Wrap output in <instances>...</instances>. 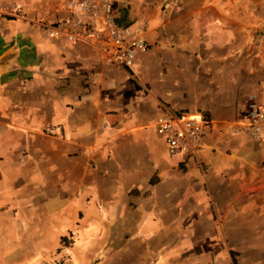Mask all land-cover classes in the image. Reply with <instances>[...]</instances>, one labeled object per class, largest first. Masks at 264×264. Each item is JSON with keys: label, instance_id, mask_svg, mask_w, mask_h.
<instances>
[{"label": "crops", "instance_id": "obj_1", "mask_svg": "<svg viewBox=\"0 0 264 264\" xmlns=\"http://www.w3.org/2000/svg\"><path fill=\"white\" fill-rule=\"evenodd\" d=\"M66 1L0 0V264H264V136L233 133L264 101V0H115L149 46L129 70L42 34ZM159 103L207 116L196 157Z\"/></svg>", "mask_w": 264, "mask_h": 264}, {"label": "built area", "instance_id": "obj_2", "mask_svg": "<svg viewBox=\"0 0 264 264\" xmlns=\"http://www.w3.org/2000/svg\"><path fill=\"white\" fill-rule=\"evenodd\" d=\"M12 8L18 10L16 6ZM116 17L113 0H67L63 16L39 25L46 38L85 43L104 63L129 70L137 55L149 46L138 26L119 24ZM247 99L245 121L233 133L241 132L249 139L258 140L264 136V101H256L253 94ZM159 107L154 126L168 153L196 157L209 121L207 116L198 111L176 110L164 103H159Z\"/></svg>", "mask_w": 264, "mask_h": 264}, {"label": "rangeland", "instance_id": "obj_3", "mask_svg": "<svg viewBox=\"0 0 264 264\" xmlns=\"http://www.w3.org/2000/svg\"><path fill=\"white\" fill-rule=\"evenodd\" d=\"M113 4H114V11H115V14L117 16V8H119V7H118V5H117V3H116L115 0H113ZM113 228L114 227H112V228L108 227L107 230H104L106 236L102 239L103 241L90 244V249L92 251L94 250V252H95V251H97L101 247V245L103 243H105V240L107 238H109V240H110V236L109 235L112 233V231H115V229H113ZM16 240L19 241L18 239H16ZM120 240H121V238L118 240V242H120ZM102 247H104V245ZM94 255H95L94 258L97 259L98 258L97 255L96 254H94ZM105 258H106V256H105Z\"/></svg>", "mask_w": 264, "mask_h": 264}, {"label": "trees", "instance_id": "obj_4", "mask_svg": "<svg viewBox=\"0 0 264 264\" xmlns=\"http://www.w3.org/2000/svg\"><path fill=\"white\" fill-rule=\"evenodd\" d=\"M116 22L119 23V24H121L120 21H119L118 19H116Z\"/></svg>", "mask_w": 264, "mask_h": 264}]
</instances>
